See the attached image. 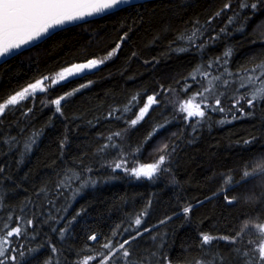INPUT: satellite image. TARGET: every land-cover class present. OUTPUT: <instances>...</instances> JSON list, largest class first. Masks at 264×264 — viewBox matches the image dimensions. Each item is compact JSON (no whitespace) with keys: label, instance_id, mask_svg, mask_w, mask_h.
Wrapping results in <instances>:
<instances>
[{"label":"trees","instance_id":"obj_1","mask_svg":"<svg viewBox=\"0 0 264 264\" xmlns=\"http://www.w3.org/2000/svg\"><path fill=\"white\" fill-rule=\"evenodd\" d=\"M226 2L156 0L143 3L142 7L138 5L137 9L119 16L102 17L61 31L0 65L2 100L41 76L89 58L104 57L120 44L117 54L100 65L96 72L86 70L62 81L50 93H38L34 100L30 97L23 101V105L32 108L27 117L22 114L25 108L18 105L6 118H0L3 120L0 123V168L4 169L0 173V196L4 203L0 218L6 219L7 213L12 211L15 219L19 206L29 199L35 201L34 193L45 185L54 192V185L65 170L70 167L79 170L77 162L82 153H88L85 163L92 162L94 168L91 173L96 181L94 186L89 185L73 196V191L80 186V181H76L58 199L54 197L56 208L44 202L42 209H35L43 213L38 217L41 223L34 227L36 238L29 235L19 240L26 250L35 249L27 253L25 264H75L83 245L93 243L87 240L89 234L95 232L100 238L111 236L118 225L121 230L128 227L149 200L151 207L143 218L141 229L146 226L152 231L138 238V243L134 242L137 251H156L162 242L159 252L179 264H183L185 256L192 259L201 254L198 247L201 231L213 235L230 234L243 226V217H254L257 212L264 220V198L250 203L244 200L247 194L264 193V183L256 180L233 188L228 195L239 198L233 205L225 201L223 191L229 187L225 183L227 176L238 178L245 162L251 163L253 158L264 156V106L257 107L252 116L237 113L239 118L231 120L229 115L227 119L231 122L225 123H220L225 120L223 113H211V119L202 122L195 133L181 118L183 114H174L167 99L154 106L156 110L150 112V119L146 117L135 127H129L124 119H105L108 111L113 107L122 109L137 93L143 101L146 94L158 90L160 84L179 87L201 60L206 62L210 57L222 56L229 48L232 54L228 67L233 71L241 65L251 67L253 57H264V12L257 13L243 31L238 30L243 21L228 25L233 10L241 11V15L248 12L238 9L239 0H232L233 9L225 10L213 21L212 35L226 25L227 31L220 33L203 54L194 48L184 52L171 50L184 46L183 41H176L180 33L191 29L196 20L203 24ZM129 28L132 30L121 41ZM89 80L93 83L62 102L64 116L55 113V106L47 103L48 98L78 88ZM188 83L192 85L189 92L199 87L191 80ZM139 106L142 104L124 117L134 118ZM158 124L165 126L143 144L140 162H151L158 155L155 149L162 143L175 144L176 150L167 161L169 172L160 175L155 182L137 179L121 170L112 172L109 167L101 168L98 158L92 156L101 140L100 133L106 136L127 128L121 141L127 152L129 146L141 145ZM33 132L38 133L36 143L26 151L25 142ZM12 137L16 140L11 141ZM65 139L61 148V141ZM6 140L11 142L6 143ZM245 140L252 142L245 144ZM110 151L108 159L116 153L114 149ZM133 163L130 159L129 166ZM187 203H192L194 208L185 217L182 208ZM31 208L29 205L26 209L29 216ZM49 212L59 222L43 223ZM167 216L171 219L160 224ZM69 221H72L70 225ZM66 225L68 231L61 239L60 229ZM132 226L135 227L134 223ZM32 231L29 229L30 234ZM155 234H158L157 240L153 241L151 237ZM51 245L57 248L56 253L52 252ZM231 247L227 241H213L212 246H206L205 259H211L217 252L231 259L236 255ZM232 264L238 261L233 260Z\"/></svg>","mask_w":264,"mask_h":264},{"label":"snow or ice","instance_id":"obj_2","mask_svg":"<svg viewBox=\"0 0 264 264\" xmlns=\"http://www.w3.org/2000/svg\"><path fill=\"white\" fill-rule=\"evenodd\" d=\"M138 5L143 6L139 0H0V60L7 62L8 57H14L16 53L22 54L24 48L36 45L45 38H51L57 28L66 30L67 25L80 26L81 21L88 22L90 18L97 16H119L121 13L137 9ZM228 9H233L232 0H227L203 24L196 20L191 29H186L180 33L176 37V41H183L184 46L171 50L184 52L194 48L203 54L209 44L219 38L220 33L227 31L228 25L243 21L238 28V30L243 31L245 25L257 13L264 12V0H239L238 9H247L248 12L241 15V11L233 10V14L228 17V25L221 28L216 35H212L213 21ZM131 30L129 28L123 33L121 41L128 36ZM119 49L120 44L117 43L104 57L89 58L85 62L64 67L54 74L41 76L19 91L8 95L0 100V118H6V115L14 112L18 105L25 108L22 114L27 117L32 112V108L23 105V101L30 97L34 100L38 93H50V90H54L57 85L69 77L98 68L106 60L116 55ZM231 54L232 50L229 48L222 56L210 57L206 62L201 60L193 68V71L183 78L182 85L179 81L177 82L179 87H174L171 84H160L158 90L146 94L143 101L140 100V93L133 95L122 109L113 107L108 111L105 119H124L129 127H135L146 117L150 119V112L155 111L154 106L160 105L163 99H167L168 103L172 105L174 114H183L181 118L188 122L193 133L197 131V127L202 122L211 119V113H223L225 115V120H221L220 123L231 122L227 119L229 115L231 120L238 119L237 113L252 116L257 107L264 106V57H253L251 67L241 65L233 71L228 67ZM189 80L198 84L199 87L189 92L192 87L188 83ZM92 83L89 80L86 84L82 83L78 88H73L62 95L50 97L47 103L55 106V113L64 116L62 102H66L69 97ZM141 104L142 106L138 107V112L134 114V118L124 117V114ZM117 113L121 114L117 115ZM0 123H3L2 119H0ZM89 123L92 124L93 122L89 121ZM164 126V124L154 126L141 145H137L135 148L129 146L127 152L121 143L128 131L127 128L111 132L106 136L100 133L101 140L92 156L98 158L101 168L109 167L112 172L121 170L137 179L144 178L155 182L160 175L169 172L167 161L171 153L176 150V145L167 142L160 144L155 149L158 155L149 163L140 162L139 154L143 144L151 140L156 132ZM175 135L176 133H173V136ZM37 136L38 133L33 132L29 140L25 142L26 151L31 150V146L36 143ZM15 140V137L11 138V141ZM11 141L6 140L5 142L10 143ZM65 142L66 139L61 141V148ZM251 142V140L244 141L245 144ZM113 149L116 150V153L111 159H108L111 155L110 150ZM87 158L88 153H82L77 162L79 170L70 167L64 171L62 177L54 185V192L47 185L35 192V201L29 199L26 204L19 206L15 219L12 211L7 213L6 219L0 218V223H2L0 226V264H25L27 253L35 251V249L26 250L25 245L19 242L20 239H27L29 235L32 239L36 238L37 233L34 227L41 223L38 217L43 213L35 209H42L44 202L52 208H56L54 197L58 199L64 191L71 189L72 184L76 181H80V186L73 191V196L89 185H95L96 181L91 175L94 171L93 163H85ZM130 159L134 162L133 166H129ZM3 171L4 169L0 168V173ZM256 180L264 183V156L253 158L251 163L245 162L238 178L235 175H229L225 178V183L229 186L223 189L225 201L229 205L238 203L239 198L228 195V192L235 187H243ZM213 195L217 194L214 193ZM261 198H264V193L259 195L250 193L245 195L244 200L246 203H250L258 202ZM29 205L32 206L30 216L26 211L29 209ZM150 207L151 200L140 213L135 215L128 227L121 230L118 225L112 231L111 236L98 238L95 232L89 234L87 240L93 243L83 245V248L77 253L78 259L75 264H91L92 261H96V264H179L177 260L170 259L167 254L159 252V248L163 247L162 242L156 251H147L146 253L137 251L134 242L138 243V238L143 237L144 233L152 231L146 226L141 229L143 218L148 215ZM3 208V197L0 196V210ZM193 208L192 203L183 206L182 212L185 217L193 212ZM64 210L66 211V209ZM170 219L171 217L167 216L160 220V224H164ZM49 220L59 222L57 217L52 216L51 212L43 223H47ZM72 220L74 221L75 217ZM243 221V226L239 230H233L232 233L226 235H213L201 231L198 240L201 254L192 259L185 256L183 264H232L233 260H237L238 264H264V220L260 219V214L257 212L254 217L246 215L243 217ZM71 222L69 221V225ZM133 223L135 227L132 226ZM29 229H33L31 234ZM53 231L56 229L54 228ZM67 231L68 225L60 229L61 239L64 238ZM125 233L127 235H124ZM157 236L158 234L152 235L153 241L157 240ZM217 240L229 242L232 246V252L236 255L230 259L229 256L217 252L212 255L211 259H205L207 255L206 246H212L213 241ZM51 247L53 253L58 251L55 245H51Z\"/></svg>","mask_w":264,"mask_h":264},{"label":"water","instance_id":"obj_3","mask_svg":"<svg viewBox=\"0 0 264 264\" xmlns=\"http://www.w3.org/2000/svg\"><path fill=\"white\" fill-rule=\"evenodd\" d=\"M151 1H156V0H139V3L140 4H143V3H147V2H151ZM102 17H104V16H97V17H93V18H90L89 20H88V22H90V21H94V20H97V19H100V18H102ZM88 22H84V21H81L80 22V25L81 24H84V23H88ZM77 25H67L66 26V29H69V28H72V27H76ZM65 29H62V28H57L56 30H55V32H54V34L53 35H55V34H57V33H59V32H61V31H64ZM52 35V36H53ZM48 38H45L42 42H39L38 44H36V45H32V46H28V47H26V48H24L23 50H22V53L23 52H25V51H28V50H30V49H32V48H34V47H36V46H38V45H40L41 43H43L45 40H47ZM19 54H21V53H16L15 55H14V57H16L17 55H19ZM14 57H8L7 58V61L8 60H10V59H12V58H14ZM5 63V61L4 60H0V65H2V64H4ZM98 70V68H95V69H93V71H97Z\"/></svg>","mask_w":264,"mask_h":264}]
</instances>
